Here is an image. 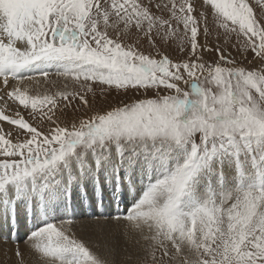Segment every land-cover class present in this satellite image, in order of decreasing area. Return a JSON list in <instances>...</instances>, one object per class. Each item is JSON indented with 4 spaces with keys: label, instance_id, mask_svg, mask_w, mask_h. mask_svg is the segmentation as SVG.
I'll return each mask as SVG.
<instances>
[{
    "label": "snow or ice",
    "instance_id": "snow-or-ice-1",
    "mask_svg": "<svg viewBox=\"0 0 264 264\" xmlns=\"http://www.w3.org/2000/svg\"><path fill=\"white\" fill-rule=\"evenodd\" d=\"M259 3L0 0L5 96L55 125L44 132L0 109L13 126L0 123V235L15 238L18 264L25 250L38 264H118L121 240L136 247L135 264H264ZM219 30L252 61L208 46ZM53 70L63 87L30 95L55 86ZM97 85L128 99L94 109ZM75 99L91 115L60 126L59 103ZM77 216L102 246L78 238Z\"/></svg>",
    "mask_w": 264,
    "mask_h": 264
},
{
    "label": "rangeland",
    "instance_id": "rangeland-1",
    "mask_svg": "<svg viewBox=\"0 0 264 264\" xmlns=\"http://www.w3.org/2000/svg\"><path fill=\"white\" fill-rule=\"evenodd\" d=\"M249 3L254 7V11L258 7H261L259 0H249ZM196 4H197V8L199 9L200 0H196ZM261 15H264V12H262ZM219 31L221 32L219 39L217 38L216 32L213 31V34L208 38V41H207L208 46L215 47L219 45L222 49H224L225 55L230 54V58H235L238 62L247 64L249 61H252L253 54L250 51L246 54L247 59H245L244 55H242L241 52L237 50V40L234 35L226 42L222 34L223 30H219ZM200 42L202 44L205 43L203 36L200 37ZM178 43L179 41H173L172 48L167 49L166 54H170L171 56L174 57L176 53L173 51V49L177 47ZM141 47L146 53L149 51H154L150 48V46L146 42L143 43ZM216 56L217 54L215 52L205 53L206 60L215 59ZM50 75H51V79L56 81L55 86L51 84L45 85L41 83L38 87L36 85L35 87H30L29 94L30 95H37V94L42 95L46 90L54 91L57 88H62L64 81L62 79L58 80L55 77L54 70H53V73ZM12 83L14 82H10L9 86H11ZM1 87L2 85L0 83V97H4L5 99H0V109L5 110L6 114L14 115L15 112H19L23 116V118L26 119L29 123H31L34 127H37L38 130H41L44 132H47L48 130H50L51 128L55 126L51 124L50 122H47L46 120L41 119L39 105H38L36 112L33 113L30 105L28 108H24L23 106L18 105V102L11 100V99H7L5 96L6 89L1 88ZM129 96H131V94H129ZM87 99L93 105L94 109H107L111 105H114L118 100L128 99V97L118 96L114 90L107 89L106 87H105V91L102 92L100 89V86L97 85L95 88V98H93L92 93H88ZM93 99H94V103H93ZM5 100L7 101V103H5ZM64 103L65 102L61 101L59 103V109L56 111V117H59L58 122L60 123V126H64L66 123H68L72 119L73 116L78 117V118H85L86 116L91 115V109H88L84 107L83 105H81L78 99L72 100L71 104H69L67 108L64 107ZM61 113H63V115ZM0 123H2V126L5 131L13 128V126L9 125L6 122H0ZM15 135L16 133L15 131H13V137H15ZM75 219L76 220L79 219V221H76L75 228L80 227L83 230H87V229L92 230V228L90 227V225L87 224V222L81 223V221L86 220L85 217L77 216ZM23 232H24V229H22L20 232L21 236H23ZM0 239L4 240L2 235H0ZM87 239H88V242L90 243L89 245L93 247V249L99 247V245L96 244V242H93V238L87 236ZM7 243L10 244L8 245L9 247L11 246L9 249H10V257H12L15 255V248H16L15 238L8 240ZM22 244L25 245V241L23 239L20 240V245H21L20 247L22 250H24L25 248L23 247ZM136 252H137V249L134 245L125 244L121 240L118 254L116 256V260L118 261V264H135ZM129 255L132 256L131 261L128 260Z\"/></svg>",
    "mask_w": 264,
    "mask_h": 264
},
{
    "label": "bare ground",
    "instance_id": "bare-ground-1",
    "mask_svg": "<svg viewBox=\"0 0 264 264\" xmlns=\"http://www.w3.org/2000/svg\"><path fill=\"white\" fill-rule=\"evenodd\" d=\"M0 83L2 85L1 88H5L4 85L2 84V82H0ZM30 87H35V85L34 84L33 85H30ZM10 88H11V86H9L8 90H10ZM76 221H79V219H77ZM87 224L90 225L91 222L88 221ZM73 231L76 232L78 238H82V239L86 240L87 242H88L87 236L93 238V242H96V244H98L99 246H102L104 244V242H105L103 236L94 235L93 232H92V230H89V229L83 230L80 227H76V228L73 229ZM7 242L8 241H4V240H1L0 239V264H18L17 257L15 255L12 256V257H10V249L9 248L11 246L9 247L8 245H10V244L7 243ZM23 247L25 248V245H23ZM12 250H14V249H12ZM26 252H25V261H26V264H38L39 257L37 255L29 254L28 252L26 254Z\"/></svg>",
    "mask_w": 264,
    "mask_h": 264
}]
</instances>
